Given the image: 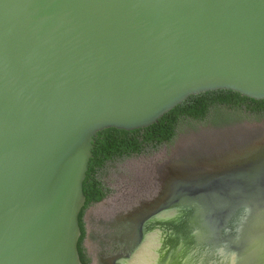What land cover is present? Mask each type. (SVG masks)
<instances>
[{
	"label": "water",
	"instance_id": "95a60500",
	"mask_svg": "<svg viewBox=\"0 0 264 264\" xmlns=\"http://www.w3.org/2000/svg\"><path fill=\"white\" fill-rule=\"evenodd\" d=\"M215 91L264 100V0H0V264H81L95 135ZM241 151L174 169L136 223L183 210L174 232L264 264V142Z\"/></svg>",
	"mask_w": 264,
	"mask_h": 264
},
{
	"label": "rangeland",
	"instance_id": "374dc122",
	"mask_svg": "<svg viewBox=\"0 0 264 264\" xmlns=\"http://www.w3.org/2000/svg\"><path fill=\"white\" fill-rule=\"evenodd\" d=\"M262 142L264 119L257 123L243 122L218 129L201 123L182 122L173 141L162 145L155 152L108 164L104 178L110 193L102 202L91 206L85 216L89 237L84 247L92 264H96L100 224L110 223L116 216L138 209L141 206L139 200L156 197L161 191L159 181L166 165L171 166L172 170L205 169L231 162L238 158L242 149ZM225 199L222 190L218 196H212L210 206L213 208L214 204H222ZM199 219L188 221L186 227L178 226L175 235L187 233L194 222H200ZM168 228L173 230V222H169ZM207 237V243H211L215 240L216 233L212 231ZM179 243L178 238L173 240V258L168 257L167 264H175L174 250H177Z\"/></svg>",
	"mask_w": 264,
	"mask_h": 264
},
{
	"label": "trees",
	"instance_id": "16d2710c",
	"mask_svg": "<svg viewBox=\"0 0 264 264\" xmlns=\"http://www.w3.org/2000/svg\"><path fill=\"white\" fill-rule=\"evenodd\" d=\"M263 119L264 100L255 101L230 91H215L189 97L147 128L98 132L93 139L92 158L82 185L85 205L78 217L81 235L77 251L80 263L91 262L83 246L86 234L84 214L110 193L104 178L108 164L155 152L173 141L182 122L201 123L218 129L243 122L257 123Z\"/></svg>",
	"mask_w": 264,
	"mask_h": 264
},
{
	"label": "flooded vegetation",
	"instance_id": "af4514ba",
	"mask_svg": "<svg viewBox=\"0 0 264 264\" xmlns=\"http://www.w3.org/2000/svg\"><path fill=\"white\" fill-rule=\"evenodd\" d=\"M171 173H173L171 166L166 165L163 170V175L159 181L161 183L160 189H162L164 181L169 178ZM160 194L161 191L156 197H151L149 200H139L138 203L141 204V206L138 209L132 210L126 214H120L119 216H116V218L110 223L100 224V235L98 236L99 249L98 252H96L95 258L96 264H134V259L137 257L138 259L136 262L140 263L141 257L143 258V254L141 252L146 243L151 240L153 234H158V240L161 238L160 235H162L164 238L161 242L162 244L157 250L156 256H158V259L156 264H167L169 259L168 257L173 258V240L178 238L180 242V237L182 236L174 234V237L173 230L168 228L169 222H173V218L159 219L169 212L161 213L157 215L155 220L143 221V223L139 221L136 223L133 215L135 211H139L141 209L143 210L146 206L154 204L156 198ZM86 213L87 211L84 214V222ZM151 228L154 229L147 234L146 232ZM88 237L89 235L86 229L83 246ZM221 245H224V242ZM194 246L199 248L201 251H206V255L204 256L203 253H193L192 250L189 251L186 249L184 251L174 250V258L176 259L175 264H209L210 261L208 258L211 257L212 254L217 250H221L220 253L222 254V257L226 256V252L224 251L225 248L223 249L221 246L215 247L214 243L212 242L196 244ZM146 260L147 263L149 262V264H151L152 259L149 260V258L146 257ZM90 264H92V262H90ZM218 264H225V258H222L221 263L218 261Z\"/></svg>",
	"mask_w": 264,
	"mask_h": 264
},
{
	"label": "bare ground",
	"instance_id": "6f19581e",
	"mask_svg": "<svg viewBox=\"0 0 264 264\" xmlns=\"http://www.w3.org/2000/svg\"><path fill=\"white\" fill-rule=\"evenodd\" d=\"M186 215V212L185 211H175L173 210L172 212H169L168 214H165L163 215L162 217H160L159 219H169V218H173V229L174 227L183 219L185 218L184 216ZM157 217V216H156ZM154 219H151V220H155ZM150 221V220H149ZM154 228H151L149 231H147L146 233L148 234L150 231H152ZM157 229V228H155ZM177 232V230H173V236L175 237V233ZM147 234H146V237H147ZM161 238L158 240V234H153L152 235V238L151 240H149L146 245L144 246L143 250H142V254H143V258L141 257V260H140V263H137L136 260L138 259V257L136 259H134V264H149V262L147 263V260H146V257L150 259H152V262L151 264H156V261L158 259V256L157 255V250L159 249L160 245L162 244V240L164 239L162 235H160ZM181 236H183V234H181ZM185 236V235H184ZM186 236H187V240H185L183 237H180V243L179 245H177L176 249L177 250H180V251H184L185 249L186 250H189L193 253H198V254H201L203 253L204 256L206 255V251H201L199 250V248L195 247L194 245H196V243H191V237H192V234L190 233H186ZM185 236V237H186ZM173 237V238H174ZM187 243V244H185ZM221 251V250H220ZM219 250L215 251L211 257L208 258V260L210 261L211 264H218V261H220L221 263V260L222 258H225V264H233V261H234V256H230V257H227V256H224L222 257V254L220 253ZM140 253V254H141ZM223 253V252H222ZM136 257V256H135ZM221 257V259H220ZM148 260V261H149ZM205 261V259H204ZM209 263V264H210ZM130 264V263H129ZM133 264V263H132Z\"/></svg>",
	"mask_w": 264,
	"mask_h": 264
}]
</instances>
